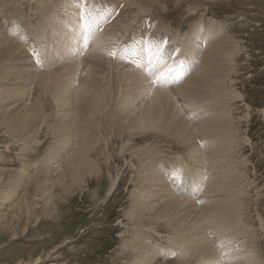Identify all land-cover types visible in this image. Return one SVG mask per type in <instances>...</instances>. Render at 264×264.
Here are the masks:
<instances>
[{
	"label": "rangeland",
	"instance_id": "obj_1",
	"mask_svg": "<svg viewBox=\"0 0 264 264\" xmlns=\"http://www.w3.org/2000/svg\"><path fill=\"white\" fill-rule=\"evenodd\" d=\"M46 1L54 0L0 1V30L4 34L3 37L15 43L20 48L18 49L21 55L24 54V59L20 56L22 62L19 57L16 62H11L10 67L7 65L0 68L1 76L7 72L8 77L9 74H14L10 76L13 79H0V121L9 120L10 116L15 115L16 110L20 112L22 105L28 102H33L29 106L30 112L35 109L34 117L28 124L30 131L29 133L26 131V140L23 137L21 139L15 137L18 136L16 125L8 124L10 126L8 127L0 123V210L2 209L0 264H136L137 258L138 264H146L143 261L145 259L142 260L145 251L150 252L151 264H177V257L189 244L194 245L196 240L204 239L211 244L208 246L210 249L207 247L209 256L206 253L204 255L199 249L198 257L192 259L189 256L185 264H241L238 262L239 259L242 262L247 259L242 264H250L249 261L264 264V0H140L139 7L138 1L125 6L127 0H91L94 11L101 10V14L99 16L96 12L93 16L91 14L87 24L92 25L93 20L98 28L104 23L105 26H110L99 38L101 41H109L103 52L106 58H112L111 53H115V58L111 60L113 63L107 60H104L105 63H97L91 59L100 52L92 49L96 41L90 42V30L86 45H81L87 25H83L84 29L78 31L80 37L77 39L72 37L74 30L71 32L72 35L58 34L60 28L58 23L53 25V21L70 20L72 13L77 11L72 7L78 6V1L56 0L50 19L43 15L48 11L42 13L43 3ZM39 3L41 9L38 8ZM83 6L84 9H88L85 0H81V9H78V13L85 14ZM97 16L99 18H95ZM28 24L30 27H27ZM102 29L104 30V28L100 30ZM123 30L126 35L123 34ZM109 33L112 35L110 38ZM194 37L207 38L209 42L222 38L228 46V50L224 52H228V64L226 71L219 72L221 75L219 78L223 79L222 88L209 91L202 87L199 89L200 93H195L190 98L180 92L179 89H182L180 82L187 78L186 72H193L197 68L199 65L197 62L200 60V57L197 60V52L198 50L202 52L208 44L206 41V44L202 43L196 50V42L199 43L201 40L196 41ZM142 39L146 40V48H149L150 52L145 61H140L137 66L135 65L137 58H133V54L136 55L135 48L147 51ZM38 52L41 59L33 57V54ZM225 58L221 55V60L225 61ZM178 67L180 72L185 69V73L181 72L179 81L175 82L173 77ZM16 68L17 73L21 69V75L17 78L14 72ZM135 70L139 73L138 77ZM162 70L167 79L165 84L161 85L164 89L159 90L156 85L160 84L156 83L152 76ZM38 71H48L49 74L44 77L43 84L49 81L46 86L49 89L43 84L41 86L36 84V81L28 76L32 73L34 76ZM116 75H120V78ZM116 77L120 80L117 81ZM130 80L134 81V85ZM52 81L57 85H53ZM88 86L94 87L98 95L112 92L109 94L111 98L105 95L107 102H104V116L100 115L96 117L97 119L90 111ZM32 87L35 91L31 89ZM81 88L83 93L87 92L85 95L81 93ZM169 89L171 91L168 92ZM57 91L60 93L56 94ZM76 91H80V99V93L85 96V98L82 96L84 100H79ZM157 91L163 92L162 96L165 95L163 98L160 95L162 100L160 106L155 99L153 100ZM147 93L149 96L151 94L152 98ZM76 99L80 101V105ZM151 99L157 110L161 106L176 105L172 109L170 107L173 113L171 117L175 122L180 123L182 120L180 124L185 123L188 134L186 128L179 130L166 125L155 126L157 130L154 128H140L132 132V129L122 130L126 117H120L122 113L120 110H123L122 115L127 109L132 108L131 112H134L149 102L153 104ZM167 99L170 102H167ZM24 100L25 103H22ZM125 102L131 103L128 104L129 108ZM116 103L119 107L115 106ZM5 109L11 113L3 115ZM220 113L224 114L229 131L224 133V137L216 135L218 137L216 138L213 134L215 129L212 117ZM113 114L119 117H114ZM110 117L118 119L111 123ZM118 120L119 125L116 123ZM63 124L68 126L71 144L62 141L61 137L55 139L58 134L55 128ZM89 126L94 128L92 129L94 135L98 133L100 135L98 145L91 144L88 148L91 159L95 160L100 170L93 174L89 172L82 174L74 170L76 173L73 176L77 180H74L73 176L57 174L55 167L61 163L62 155L67 158L75 151V145L80 140L78 137L82 133L85 134ZM176 132H180L179 137ZM191 132H194L192 135L196 136L195 139L189 138ZM186 138L194 141V144L189 143ZM215 139L220 140H216V143L221 144L223 151L218 161L215 150L219 144L215 143ZM63 142H66V145ZM59 145L62 147L60 158L54 154ZM147 147L152 150L149 153L151 158L157 155L156 159L153 158L156 161L155 165L157 164L159 169L163 168L160 169V174L162 178L164 177L163 183L166 182V187L169 188L161 193L149 191L154 196L147 192L150 188L147 191L144 188L148 171L144 170L143 162L149 159V156L144 158V161H139L140 163L137 161L141 159L142 155L140 157L139 154L142 153L139 152L138 159L133 156ZM187 147L191 148L190 151ZM178 165L179 167H176ZM183 165L186 167L189 165V169ZM211 178L217 182L215 186L212 185ZM205 184L209 187L207 188ZM45 187H49L46 193L38 191ZM166 199L177 202L172 207H179L175 210H160L163 209L160 207H169L162 204L164 200L167 201ZM17 203L21 206L20 209ZM133 211L137 213L133 214ZM168 223L170 224L167 225ZM175 225L177 227L180 225L182 229ZM198 227L199 230H196ZM183 230L184 235L187 232L185 237L190 236L185 238L181 235ZM134 241H138V246L142 245V249L132 246L136 244ZM173 244L177 246L172 247ZM190 245L188 247H191ZM175 248L177 249L174 250ZM201 257L206 259L202 260Z\"/></svg>",
	"mask_w": 264,
	"mask_h": 264
},
{
	"label": "bare ground",
	"instance_id": "obj_2",
	"mask_svg": "<svg viewBox=\"0 0 264 264\" xmlns=\"http://www.w3.org/2000/svg\"><path fill=\"white\" fill-rule=\"evenodd\" d=\"M1 1V0H0ZM55 1L56 0H54V1H46V2H44L43 3V9H42V13H44V12H46V11H48V12H46L45 14H43V15H45L46 17H49V19L51 18V16H52V14H53V9H54V7H53V5H54V3H55ZM75 1H78V6H76V5H74L73 7H72V9L73 10H77L78 11V9L80 8L81 9V0H75ZM86 1V4L88 5V9H84V6H83V11H84V13L85 14H83L84 15V17H85V19H84V22H80V16L82 15L81 13H78L77 11H74L73 13H72V15H71V17H70V20H68V19H66V20H62V21H57V20H54L53 21V25L54 24H56V23H58V26H59V32H58V34H60V33H68V34H70V35H72V33L71 32H73V30H74V36H72L74 39H77V37H80V35H79V30L80 29H84L83 28V25L85 26V25H87L88 26V24H87V21H89V17L91 16V12H94V6L92 5V3H91V0H85ZM99 1V0H98ZM100 1H103V0H100ZM136 1H138V7H139V1L140 0H127L126 1V5L125 6H129L132 2H136ZM71 6L73 5V4H70ZM124 6V7H125ZM5 7V6H4ZM7 8V7H6ZM38 8L39 9H41V3H39V6H38ZM1 9V8H0ZM52 9V10H51ZM124 9V8H123ZM81 12V11H80ZM41 13V14H42ZM66 13V12H65ZM17 14H19V13H17ZM16 14V15H17ZM129 14V13H128ZM69 15V14H68ZM21 16V15H20ZM70 16V15H69ZM16 17V16H15ZM67 17V16H66ZM65 17V18H66ZM132 17V16H131ZM23 18V17H22ZM21 18V19H22ZM62 18H63V16H62ZM97 18H99V17H97ZM17 20L19 19L20 20V18H16ZM41 19H42V16H41ZM47 19V18H46ZM56 19V18H55ZM64 19V18H63ZM17 20H15L16 22H17ZM23 21H25L24 19H22ZM21 20V21H22ZM48 20V19H47ZM15 22V23H16ZM27 22V21H26ZM25 22V23H26ZM39 22V21H38ZM17 23H19V22H17ZM29 23V22H28ZM86 23V24H85ZM29 24H31V23H29ZM27 25V27H30V25ZM4 25V24H3ZM16 25V24H15ZM15 25H14V27H15ZM38 25V24H37ZM42 25V24H41ZM18 27L20 26V25H17ZM16 26V27H17ZM42 26H45V25H42ZM126 26H128V25H126ZM137 26H139V25H137ZM141 26V25H140ZM21 27H24L23 25H21ZM20 27V28H21ZM25 27H26V25H25ZM94 27H96L95 29H94ZM109 25L108 26H105V23L102 25V27H100V28H98V26H96V24L94 23V21L92 20V25H89L88 27H87V30H86V32H85V34H84V37H83V43H81V45H86V39H87V37H88V28H91V30H90V36H89V38L91 39V41L90 42H94V41H96L94 44H93V46H92V49H94V50H98L100 53H99V55L98 54H96V55H98V56H93L91 59H93L95 62H104V60H107V62H111V63H113V61H111V60H113V55H111V57L112 58H110V57H108V58H106V56H105V54H104V52H103V48L105 49V48H107V47H105V45L109 42L108 40H106V41H101L100 40V36H102L104 33H106L107 31H108V29H109ZM132 27V26H131ZM39 28H41V26H39ZM101 28H104V30L102 29V30H100ZM134 28V27H133ZM140 29H141V27H139ZM159 28V27H158ZM197 28V27H196ZM24 29H26V28H24ZM44 29V28H43ZM33 30V29H32ZM137 30V29H136ZM200 30V29H199ZM4 31V30H3ZM26 31H28V30H26ZM135 31V30H134ZM195 31V30H194ZM123 32V34L124 35H126V32H124V30L122 31ZM196 32H197V30H196ZM138 33V32H137ZM26 34H29V33H26ZM133 34H134V32H133ZM138 34H140V33H138ZM193 34V33H192ZM87 35V36H86ZM4 34H3V32H1V30H0V68L2 67H4V66H9L10 64H11V62L12 61H14V62H16V59L17 58H19L20 56H23V59H24V54H22L21 55V53H20V48L15 44V43H13L12 41H8V40H6L4 37ZM61 36V35H60ZM112 35H111V33H109V38L111 37ZM194 36V35H193ZM196 38H197V36H195ZM194 37V38H195ZM215 37V36H214ZM216 37H217V35H216ZM193 38V37H192ZM195 38V40L197 41V40H201L199 43L198 42H196L197 43V48H196V50H198V46L199 47H201V44L202 43H204L205 42V44H206V41H208V39L207 38H205V39H196ZM65 39V38H64ZM71 37H70V40L69 41H71ZM211 40V39H210ZM81 41H82V38H81ZM208 45V46H207ZM134 47H136V46H134ZM134 47H133V49L132 50H134ZM19 48V49H18ZM17 49H18V51H19V53H18V51H17ZM139 49V48H138ZM138 49H136L135 48V52H136V55H134L133 54V58H137V63H135V65H139L140 64V61L141 62H143V61H145V50H143V49H141V50H138ZM200 49H202V48H200ZM228 50V46L224 43V40L221 38H219V39H214V41H211V42H209L208 41V44H206V48L201 52V51H199L198 50V52H197V54H198V57H197V60L199 59V57H200V62L198 61L197 63L199 64L198 66H196L197 68H195L194 69V71L193 72H191V71H188V72H186L187 73V78L186 79H182L181 80V85H182V89H179L180 90V92L183 94V95H186V96H188V97H190L191 98V96H193L195 93H200V91H199V89L201 88L202 89V87H206L209 91H216L217 89H219V88H222L223 87V79L222 78H219V76H221V75H219V72H221V73H223L224 71H226V64H228V60H227V56H228V52L227 53H224L225 51H227ZM22 51V50H21ZM23 53V52H22ZM39 53L40 52H38L37 54H33V57H35V59L37 58H40V56L41 55H39ZM112 54V53H111ZM221 55H224L226 58H225V61H224V59L223 60H221ZM188 56H189V54H188ZM21 58L22 57H20V60H21ZM28 59H30V58H28ZM41 59V58H40ZM134 62H136V60H134V59H132ZM21 62H22V60H21ZM20 62V63H21ZM122 62V61H121ZM19 63V62H18ZM25 63V62H24ZM77 63V62H76ZM75 63V64H76ZM105 63V62H104ZM120 63V62H119ZM119 63H117V64H119ZM23 64V63H22ZM94 64H96V63H94ZM231 64V63H230ZM18 65V64H17ZM56 65V64H55ZM91 65V64H90ZM107 65H108V63H107ZM33 66V65H32ZM66 66V65H65ZM111 66L112 65H110V68H111ZM169 66V65H168ZM10 67V66H9ZM62 67V66H61ZM140 67V66H139ZM6 68V67H5ZM4 68V69H5ZM118 68V67H117ZM1 70V69H0ZM16 70H17V68L15 69V71L14 72H16ZM21 70V69H20ZM20 70H19V72L17 73L16 72V78L17 77H20L19 75H21V72H20ZM90 70V69H89ZM114 70V69H113ZM64 71V70H63ZM71 71V70H70ZM77 71V70H76ZM4 72L5 71H3V74H4ZM7 72V71H6ZM11 72V71H10ZM13 72V71H12ZM8 73V72H7ZM7 73H5L4 75H0V79L1 80H5V79H9V78H12V77H10L12 74H9V77L6 75ZM38 74H36L35 73V75L33 76V73L32 74H29L28 76H30L31 78H32V80H34V81H36L35 83L36 84H39L40 86L44 83V81H45V76H47L49 73H48V71H46V72H41V71H38L37 72ZM59 73V72H58ZM75 73V72H74ZM189 73V74H188ZM0 74H1V71H0ZM25 74V73H24ZM88 74V73H87ZM14 75V74H13ZM70 75V74H69ZM128 75H129V73H128ZM135 75L138 77L139 76V73H138V71L137 70H135ZM186 75V74H185ZM114 76V81H115V75H113ZM117 77H119L120 78V75H116ZM86 77V76H85ZM90 78H91V74H90V76H89ZM116 77V78H117ZM89 78V79H90ZM112 79H113V77H111ZM111 78H110V80H111ZM127 78V77H126ZM184 78V77H183ZM219 78V79H218ZM13 79V78H12ZM30 79V78H29ZM28 79V80H29ZM56 79V78H55ZM82 79H83V77H82ZM88 79V80H89ZM124 79H125V77H124ZM135 79H137V78H135ZM145 79V78H144ZM16 80V79H15ZM20 80V79H19ZM81 80V79H80ZM87 79H85V81H86ZM103 80H105V79H103ZM103 80H101V81H103ZM120 80V79H119ZM118 80V78H117V81H119ZM126 80V79H125ZM21 81H22V79H21ZM84 81V82H85ZM98 81V80H97ZM100 81V82H101ZM131 81V80H130ZM1 82V81H0ZM113 82V81H112ZM116 82V81H115ZM127 82H128V80H127ZM137 82V81H136ZM52 84H53V81L51 82ZM60 83V82H59ZM81 83V82H80ZM86 83V82H85ZM91 83V82H90ZM109 83V82H108ZM125 83V82H124ZM46 84V85H45ZM45 84H43L44 86H45V88H48V87H46V86H48L47 84H49V81H48V83H45ZM75 84V83H74ZM100 84H102V83H100ZM113 84H114V82H113ZM131 84H133L134 85V81H131ZM159 84V83H158ZM165 84V83H164ZM51 85V84H50ZM50 85H49V87H50ZM53 85H57V83L55 84H53ZM59 85V84H58ZM88 85V84H87ZM161 85H163V84H160V85H156V87L159 89V90H163L164 89V87H162ZM30 86V85H29ZM36 86V85H35ZM86 86V85H85ZM99 86V85H98ZM109 86V85H108ZM113 86V85H112ZM124 86H126V85H124ZM149 86V85H148ZM58 88L59 87H61V86H57ZM78 87H79V85H78ZM81 87V86H80ZM102 87V86H101ZM115 87V86H114ZM86 88V87H85ZM84 88V90H86ZM88 88V90H89V96H90V98H89V103H90V105H91V113H92V115L93 116H95L94 118L95 119H97L98 118V116H100V115H102V116H104V110L105 109H103V107H104V102L106 101V98H105V95L107 94V96L106 97H110V95L109 94H111V93H106V94H104L103 93V91H101L100 89V92H102L103 94H101V95H98L99 93L98 92H95V89H94V87H87ZM127 88H128V86H127ZM163 88V89H162ZM205 88V89H206ZM31 89H33V87L31 88ZM31 89H30V92H31ZM35 89V88H34ZM33 89V91H35ZM42 89V88H41ZM49 89V88H48ZM63 89V88H62ZM77 89V88H76ZM75 89V90H76ZM82 89V88H81ZM97 89V88H96ZM106 89H109V88H106ZM114 89V88H113ZM116 89V88H115ZM118 89V88H117ZM129 89V88H128ZM42 90H44V88L42 89ZM55 90V89H54ZM61 90V89H60ZM59 90V91H60ZM66 90V89H65ZM80 90V89H79ZM125 90V89H124ZM123 90V91H124ZM139 90V89H138ZM149 90H150V88H149ZM152 90V89H151ZM207 90V91H208ZM46 91V90H45ZM56 91V90H55ZM66 91H68V89L66 90ZM65 91V92H66ZM82 92V94L83 95H85L86 93H83L84 91H83V89L81 90ZM131 91H133V90H131ZM169 91H171L170 89L168 90V92ZM27 93H26V95L28 94V92H29V89L26 91ZM58 92V91H57ZM55 92L56 94H59L60 92ZM77 93H78V98H79V92L80 91H76ZM128 92V91H127ZM168 92H167V94H168ZM179 92V91H178ZM223 92V91H222ZM18 93V92H17ZM43 93V92H42ZM62 93H64V90H63V92ZM69 93V92H68ZM80 93V96H81V99H82V94ZM98 93V94H97ZM116 93V92H115ZM148 93H152V92H148ZM147 93V94H148ZM163 93V92H162ZM161 92H156L155 93V97L153 98V100L154 101H156V102H158V105L160 106V104L159 103H162V100H161V98H160V95L162 94ZM171 93V92H170ZM173 93H175V92H173ZM210 93V92H209ZM212 94H214L213 92H211ZM20 94V93H19ZM117 94V93H116ZM125 94V93H124ZM127 94V93H126ZM164 94H166L165 92H164ZM222 94V93H221ZM21 95V94H20ZM55 95V94H54ZM64 95V94H63ZM109 95V96H108ZM170 95H172V94H170ZM197 95V94H196ZM195 95V96H196ZM16 96V95H15ZM116 96H118V94L116 95ZM125 96V95H124ZM131 96V95H130ZM148 96H149V94H148ZM150 96H151V94H150ZM149 96V97H150ZM165 96V95H164ZM164 96H162L161 95V97L163 98ZM215 96V95H214ZM221 96V95H220ZM224 96V95H223ZM228 96V95H227ZM112 97V96H111ZM110 97V98H111ZM113 97H115V94H114V96ZM119 97V96H118ZM118 97H116L117 99H119ZM121 97H123V95L121 96ZM127 97V96H126ZM169 97H171V96H169ZM77 98V97H76ZM83 98H85V96H83ZM107 98V99H108ZM129 98H131V97H128V99ZM150 98H152V97H150ZM166 98V97H165ZM168 98V97H167ZM174 97H172V99H173ZM9 99V98H8ZM8 99H7V101H8ZM18 99V98H17ZM69 99V98H68ZM80 98H79V100H81ZM122 99V98H121ZM170 100H171V98H169ZM217 99H219V98H217ZM60 100V99H59ZM62 100V99H61ZM71 100V99H70ZM77 100V99H76ZM79 100H77L76 102L77 103H79V105H80V101ZM82 100H84V99H82ZM86 100H87V98H86ZM109 100V99H108ZM123 100V99H122ZM125 100V99H124ZM147 100V99H146ZM152 100V99H151ZM151 100H149V101H151ZM153 100H152V103H153ZM79 101V102H78ZM113 101V100H112ZM127 101V100H126ZM173 101V100H172ZM220 101V100H219ZM60 102H62V101H60ZM82 102V101H81ZM107 102V101H106ZM111 102V101H110ZM109 102V103H110ZM117 103L119 102L118 100L116 101ZM167 102H170L168 99H167ZM2 103H3V101H2ZM18 103V102H17ZM22 103H25V100H24V102H22ZM33 103V102H32ZM32 103L31 102H28L27 104H25V105H22V108H20L19 110H20V112H17V110L15 111V115H12V116H10V119L9 120H6V121H0V123H1V125L2 124H4V125H8V124H11V125H16L17 126V129H15V130H17L18 132L16 133V135H18V136H15L17 139H21L22 137H23V139L24 140H26L27 139V135H26V131L29 133V126H28V124H30V121L33 119V117H34V111H35V109H33L31 112H30V108H29V106L30 105H32ZM59 103V102H58ZM72 103V102H71ZM76 103V104H77ZM108 103V104H109ZM114 103V102H113ZM117 103H116V105L115 106H118L117 105ZM126 103V102H125ZM145 103H148V102H146L145 101ZM164 103H165V101H164ZM201 103V102H200ZM221 103V102H220ZM223 103V102H222ZM1 104V103H0ZM83 104V103H82ZM110 104H112V102L110 103ZM115 104V103H114ZM128 104H131V103H128ZM127 103L125 104V105H127L128 107L127 108H129V105H128ZM136 104V103H135ZM142 104H143V102H142ZM141 104V105H142ZM156 104V103H155ZM167 104V103H166ZM73 105H75V103L73 104ZM72 105V106H73ZM107 105V104H106ZM134 105V104H133ZM140 105V106H141ZM144 105V104H143ZM164 105V104H163ZM8 106V105H7ZM119 106H120V102H119ZM118 106V107H119ZM176 106V105H175ZM174 106V107H175ZM222 106H223V104H222ZM76 107V106H75ZM90 107V106H89ZM88 107V108H89ZM106 107V106H105ZM117 107V109L116 110H118L119 108ZM139 107V106H138ZM158 107V106H157ZM171 107V106H170ZM170 107H166V106H161L158 110L156 109V107H155V105H154V103L153 104H151L150 102L147 104V105H145L144 107L142 106V107H140V108H138V109H136L134 112H131V110H132V108H131V110L130 109H127V112L124 110V112H125V114L124 115H122L123 114V110H120V111H122V113H121V115H120V117H122V116H124V117H126L125 118V123H124V125H123V128H122V130H125V129H132L131 130V132L133 131V130H138V129H149V128H154V130L156 129H158L157 127L155 128V126H159V125H161V126H164V125H166V126H168L169 128H172V127H176L177 129H179V128H181V129H185L186 127H185V123L184 124H180L181 122H182V120H181V122L179 123V121L178 122H175V121H173V120H175V119H173L172 117H171V114H173L170 110L172 109V107H173V105H172V107H171V109H170ZM173 107V108H174ZM219 107H221V105L219 106ZM34 108V107H33ZM87 109V108H86ZM108 109V108H107ZM109 109H110V107H109ZM108 109V110H109ZM14 110V109H13ZM38 110V109H37ZM67 110V109H66ZM107 110V111H108ZM116 110H115V114H116ZM176 110V109H175ZM224 110V109H223ZM178 111V110H177ZM220 111H222V110H220ZM37 112V111H36ZM109 112V111H108ZM174 112V111H173ZM179 112V111H178ZM177 112V113H178ZM7 113H11V111H8V110H3V115L4 114H7ZM99 113H101V114H99ZM107 113V112H106ZM113 113H114V111H113ZM120 113V112H119ZM36 114V113H35ZM99 114V115H98ZM9 115V114H8ZM38 115V114H37ZM224 114L223 113H220L218 116H214V117H212L213 118V121H214V135H215V137H216V135L217 136H223L224 135V133L228 130L227 129V121H226V119H225V117L223 116ZM39 116V115H38ZM92 116V117H93ZM113 116H114V114H113ZM113 116H111V117H113ZM116 116V115H115ZM114 116V117H115ZM1 117H2V115H1ZM91 117V116H90ZM97 117V118H96ZM110 117V119H112ZM116 117H119V116H116ZM174 117H176V115L174 116ZM177 117H179V115L177 116ZM7 118V117H6ZM36 118V117H35ZM34 118V119H35ZM39 118V117H38ZM37 118V119H38ZM67 118V117H66ZM105 118H107L106 116H105ZM8 119V118H7ZM40 119V118H39ZM99 119H100V117H99ZM114 119V118H113ZM112 119V121H111V123L112 122H115L116 121V119H118V118H115L114 120ZM104 120H106V119H104ZM85 121V120H84ZM92 121V120H91ZM206 121V120H205ZM102 122V121H101ZM105 122H108V121H105ZM118 122H120V120H118L116 123L118 124ZM193 122V121H192ZM207 122V121H206ZM208 122H210V121H208ZM212 122V121H211ZM89 123H91V122H89ZM122 123V122H121ZM213 123V122H212ZM92 124H93V122H92ZM99 124V123H98ZM103 124V123H102ZM101 124V125H102ZM105 124V123H104ZM117 124H115V125H117ZM90 125V124H89ZM94 125V124H93ZM119 125V124H118ZM92 126V125H91ZM91 126H89L88 127V131L85 133V134H83L82 132V134H81V136H79L78 138H80V140L78 141V143H76V145H75V148H74V152H72L71 154H69V156H67L66 154V156H67V158L64 156L63 157V155L62 154H60V156L62 155V160H61V163L58 165V167H55L56 168V172H58L57 174H61V175H63V176H73V175H75V173H74V170L75 171H78V172H82V174H83V172H87V174H88V172L89 173H91V174H93V173H95V171L97 170H100L98 167H97V164H96V162H95V160H92L91 159V155H90V149H88V148H90V145L91 144H93V146H96V145H98V141L100 140H98V138H99V133L98 134H96V135H94L93 134V130L92 129H94V128H92ZM8 127H10L9 125H8ZM68 126H67V124H63V125H61V127H56L55 128V130H57V138H55V139H59L60 137L61 138H63V140L62 141H66L67 143L69 142L70 144H71V141H70V138H68L69 136H68V132H67V128ZM94 127V126H93ZM98 127V126H97ZM111 127V126H110ZM165 127V126H164ZM211 127H213V126H211ZM211 127H209V128H211ZM229 127V126H228ZM168 128V129H169ZM198 128V127H197ZM165 129V128H164ZM167 129V128H166ZM175 129V128H174ZM174 129H170V130H174ZM200 129V128H199ZM13 130V129H12ZM102 130V129H101ZM121 130V131H122ZM180 130V129H179ZM189 130H190V128H189ZM208 130V129H207ZM63 131V132H62ZM66 131V132H65ZM143 131V130H142ZM169 131V130H168ZM186 131H187V134H188V129L186 128ZM211 131V130H210ZM229 131V130H228ZM175 132V131H174ZM181 132V131H180ZM180 132L179 133H177L176 132V134H179V135H177L178 137L180 136ZM183 132V131H182ZM201 132V131H200ZM27 133V134H28ZM54 133H55V131H54ZM127 133V132H126ZM194 133V132H193ZM192 132L190 133V136H189V138L191 139V138H193L194 137V139H195V137L196 136H193L194 134H193ZM202 133V132H201ZM209 133V132H208ZM229 133V132H228ZM227 133V134H228ZM33 134V133H32ZM124 134V133H123ZM187 134L185 133V136L186 137H188L187 136ZM193 134V135H192ZM199 134V133H198ZM196 135V134H195ZM207 135V134H206ZM211 135H212V133H211ZM98 136V137H97ZM205 136V135H204ZM208 136V135H207ZM207 136H205V137H207ZM210 136V135H209ZM213 136V135H212ZM33 137V136H32ZM59 137V138H58ZM182 137V136H181ZM224 137V136H223ZM101 138V137H100ZM102 138H104V137H102ZM188 138V139H189ZM210 138V137H209ZM208 138V139H209ZM216 138H218V137H216ZM23 139H22V141H23ZM77 139V138H76ZM184 139V138H183ZM187 138H186V140L189 142V143H193V142H191V140L189 139L188 140ZM212 139V138H211ZM221 139V138H220ZM226 139V138H225ZM102 140V139H101ZM216 140L217 139H215V143H216ZM59 141V140H58ZM93 141V142H92ZM182 141V140H181ZM212 141H214V140H212ZM217 141H220L219 139L217 140ZM66 142L64 143L65 145H66ZM183 142V141H182ZM203 142V141H202ZM210 142H211V140H210ZM223 142V141H222ZM225 142V141H224ZM60 143V142H59ZM214 143V144H215ZM61 144V143H60ZM70 144H68V146L70 145ZM188 144V143H187ZM186 144V145H187ZM194 144V143H193ZM193 144H191V145H193ZM213 144V143H212ZM217 144V143H216ZM219 144V145H218ZM218 146L216 147L215 145V147H216V150H215V157H216V160L218 161V159H220L221 158V156L223 155L222 154V150H221V144L218 142ZM190 145V144H189ZM197 145V144H196ZM60 146V145H59ZM58 146V150H57V152H55L54 154L56 155V156H58L59 158H60V156H59V153L61 152V150H62V147L60 146L59 147ZM73 146V145H72ZM107 146V145H106ZM226 146V145H225ZM151 147V146H150ZM195 147V146H194ZM213 147V146H212ZM214 147V148H215ZM65 148H66V146H65ZM65 148H63V149H65ZM188 149H189V147H187ZM72 149V148H71ZM154 149V148H153ZM191 149V148H190ZM190 149H189V151H190ZM210 149V148H209ZM223 149V148H222ZM107 150V149H106ZM110 150V149H109ZM196 150V149H195ZM199 150V149H198ZM198 150H197V153H198ZM211 150H213V149H211ZM108 151V150H107ZM142 151V152H141ZM141 151H138V152H136V154L134 153V155L133 156H136L137 158L136 159H138V154H139V152L140 153H142V154H139V156L140 155H142V157H141V159L139 160L138 159V161L137 162H139V161H144L145 159L144 158H148V156H149V159H146L143 163H144V170L146 171H148V175L145 173V175L144 176H146L147 175V183H146V185H145V189H146V191H147V189H149L150 188V190H148L147 192H149V191H152V190H155V191H157V192H164L168 187H166L167 185H166V182H164L163 183V179H164V177L162 178V176H161V174H160V169L162 170L163 168H157V164L155 165V157H157V155L155 156V157H153V158H155V159H153V158H151V154L149 155V153H151L150 151H152V150H150V148L149 147H147V148H142V150ZM214 151V150H213ZM65 152H67V151H65ZM92 152H93V150H92ZM110 152V151H109ZM133 152V151H132ZM209 152V151H208ZM153 153V152H152ZM192 153H194V152H192ZM196 153V155H198ZM200 153V152H199ZM210 153H212V152H210ZM209 153V154H210ZM205 154V153H204ZM208 154V153H207ZM214 154V153H213ZM154 155V154H153ZM230 155V154H229ZM205 156V155H204ZM210 156H212V155H210ZM206 157H209V156H206ZM223 158V157H222ZM213 159V158H212ZM185 160V159H184ZM231 160V159H230ZM155 161V162H154ZM216 161V162H217ZM223 161V160H222ZM134 162V161H133ZM177 162V161H176ZM64 163V164H63ZM140 163V162H139ZM159 163V162H158ZM212 163H214V162H212ZM220 163V162H219ZM176 164V163H175ZM215 164V163H214ZM190 165V164H189ZM188 165V166H189ZM211 164L209 163V166H210ZM187 166V167H188ZM198 166V165H197ZM200 166V165H199ZM163 167V166H162ZM176 167H179V165L178 166H176ZM183 167L184 168H186V169H189V167L187 168L186 167V165H183ZM192 167V166H191ZM190 167V168H191ZM195 167V166H194ZM211 167V166H210ZM180 168L182 169V167L180 166ZM200 168V167H199ZM213 168H214V166H213ZM179 169V168H178ZM191 170V169H190ZM190 170H187V171H190ZM213 170V169H212ZM217 170V169H216ZM180 171V170H179ZM178 171V172H179ZM184 172H185V170H183ZM197 172H198V170H196ZM205 171H207V170H205ZM215 171V170H214ZM3 172V171H2ZM162 172V171H161ZM184 172H183V174H184ZM208 172V171H207ZM223 172V171H222ZM0 173H1V171H0ZM9 173V172H8ZM7 173V174H8ZM189 173H191V172H189ZM225 172H223V174H224ZM232 173V172H231ZM234 173V172H233ZM3 174V173H2ZM20 174V173H19ZM229 174V173H228ZM200 175V174H199ZM214 175H215V173H214ZM219 175V174H218ZM83 176V175H82ZM143 176V175H142ZM142 176H141V179H142ZM164 176V175H163ZM198 176V175H197ZM223 176V175H222ZM236 176V175H235ZM5 177H6V175H5ZM58 177V176H57ZM74 177V176H73ZM77 177V176H76ZM209 177H210V175H209ZM61 178V177H60ZM68 178V177H67ZM83 178H84V176H83ZM144 178V177H143ZM146 178V177H145ZM224 178V177H223ZM230 178V177H229ZM228 178V179H229ZM232 178V177H231ZM234 178V177H233ZM28 179V178H27ZM57 180H58V178H56ZM73 179V178H72ZM81 179V178H80ZM182 179V178H181ZM202 179V178H201ZM209 179V178H208ZM70 180H71V178H70ZM74 180H77V179H75V177H74ZM82 180V179H81ZM175 180V179H174ZM223 180H225V178L223 179ZM232 180V179H231ZM61 181V180H60ZM63 181V180H62ZM79 181V180H78ZM142 181V180H141ZM198 181V180H197ZM211 181H213V179L211 178ZM230 181V180H229ZM72 182H74V181H72ZM221 182V181H220ZM219 182V183H220ZM66 183V182H65ZM65 183H64V185H65ZM75 183V182H74ZM80 183V182H79ZM141 183V182H140ZM224 183H225V181H224ZM77 184V183H76ZM210 184V183H209ZM217 184V182L216 181H213L212 182V185L213 186H215ZM239 184V183H238ZM77 185H79V184H77ZM143 185H144V183H143ZM206 185V184H205ZM208 185V184H207ZM207 185H206V187H207ZM223 185H226V184H223ZM61 186V185H60ZM64 187V186H63ZM141 187H142V184H141ZM209 187V186H208ZM207 187V188H208ZM212 187V186H211ZM48 188L49 187H45L44 189L42 188V190H38V191H41V192H43V193H46L47 192V190H48ZM172 188V187H171ZM232 188V187H231ZM169 189V188H168ZM228 189V188H227ZM143 191H144V189H142ZM207 190V189H206ZM212 190H214L213 188H212ZM229 190V189H228ZM227 190V191H228ZM195 191V190H194ZM215 191V190H214ZM208 192V191H207ZM213 192V191H212ZM222 192H224L223 190H222ZM229 192V191H228ZM155 193V192H154ZM227 193V192H226ZM149 194H152V193H150L149 192ZM148 194V197L150 196ZM207 195H209L208 193H206ZM217 194V193H216ZM229 194V193H228ZM235 194V193H234ZM43 195V194H42ZM156 195V194H155ZM152 196H154L153 194H152ZM158 196V195H157ZM159 196H160V194H159ZM203 196H205V195H203ZM226 196V195H225ZM224 196V197H225ZM48 197V196H47ZM147 197V198H148ZM156 197V196H155ZM231 197V196H230ZM235 197V196H234ZM153 198V197H152ZM165 198V197H164ZM177 198V197H176ZM206 198V197H205ZM229 198V197H228ZM23 199V198H22ZM158 199V198H157ZM175 199V198H174ZM178 199V198H177ZM176 199V200H177ZM43 200H45L44 198H43ZM146 200H148V199H146ZM159 200V199H158ZM161 200H163V199H161ZM167 200V199H166ZM228 200V199H227ZM242 200V199H241ZM24 201V200H23ZM157 201V200H156ZM160 201V200H159ZM232 201V200H231ZM191 202V201H190ZM229 202V201H228ZM27 203V202H26ZM157 203H158V201H157ZM225 203V202H224ZM45 204V203H44ZM47 204V203H46ZM51 204V203H50ZM55 204V203H54ZM156 204V203H155ZM161 204V203H160ZM162 204H167V205H169V207H160V208H163V209H160V210H175L176 208H178V207H172V206H174V204H177V202L176 201H172V200H167V201H163V203ZM189 204V203H188ZM215 204V203H214ZM17 206H18V208L20 209V205H18V203L16 204ZM179 205V204H178ZM182 205V204H181ZM239 205V204H238ZM46 206V205H45ZM136 207H139L138 205H135ZM183 207H184V205H182ZM195 206V205H194ZM216 206V205H215ZM155 209H156V207H154ZM211 208V207H210ZM223 208V207H222ZM17 209V208H16ZM136 209V208H135ZM134 209V210H135ZM146 209H147V207H146ZM145 209V210H146ZM149 209V208H148ZM147 209V210H148ZM143 210V209H142ZM142 210H140V211H142ZM147 210H146V212H147ZM150 210V209H149ZM0 211H2V209L0 210ZM25 211H26V208H25ZM136 211V210H135ZM181 211V210H180ZM179 211V212H180ZM20 212V211H19ZM134 212V211H133ZM132 212V213H133ZM239 212V211H238ZM7 213H9V211L7 212ZM18 213V212H17ZM137 213V212H136ZM135 212L133 213V214H136ZM143 213V212H142ZM175 213V212H174ZM181 213V212H180ZM186 213V212H185ZM235 213V212H234ZM234 213H232V214H234ZM6 214V213H5ZM144 214V213H143ZM151 214V213H150ZM160 214H163V213H160ZM189 214V213H188ZM204 214V213H203ZM20 216H21V214H19ZM24 215V214H23ZM152 215V214H151ZM165 215H166V213H165ZM192 215V214H191ZM7 216V215H6ZM134 216V215H133ZM137 216V215H136ZM135 216V217H136ZM144 216V215H143ZM158 216H159V214H158ZM162 216V215H161ZM12 217V216H11ZM16 217V216H15ZM22 217V216H21ZM25 217V216H24ZM139 217V216H138ZM177 217V216H176ZM182 217H183V215H182ZM188 217V216H187ZM203 217H205V216H203ZM2 218V217H1ZM158 219L160 218V217H157ZM5 219V218H4ZM15 219V218H14ZM136 219V218H135ZM162 219H164V218H162ZM170 219V218H169ZM175 219V218H174ZM183 219V218H182ZM189 219V218H188ZM191 219H192V217H191ZM223 219V218H222ZM160 220H161V218H160ZM181 220V219H180ZM185 220V219H184ZM190 220V219H189ZM16 221V220H15ZM152 221V220H151ZM164 221V220H163ZM185 221H187V219L185 220ZM195 222H196V220H194ZM7 222V221H6ZM144 222V221H143ZM166 222V221H165ZM174 222H175V220H174ZM184 222V221H183ZM189 222V221H188ZM215 222V221H214ZM180 223V222H179ZM225 223V222H224ZM227 223H229V222H227ZM1 224V223H0ZM170 223H168L167 225H169ZM176 224H177V221H176ZM190 224H192V222L190 223ZM199 224V223H198ZM3 225V224H2ZM195 225V224H194ZM194 225H192V228H193V226ZM176 226V225H175ZM202 226V225H201ZM201 226H200V228H201ZM173 227V226H172ZM177 227V226H176ZM175 227V228H176ZM178 227H180V225L178 226ZM177 227V228H178ZM190 227V226H189ZM223 227V226H222ZM181 229H182V227H180ZM179 228V231L181 232V229ZM187 229V228H186ZM190 229V228H189ZM203 229H205V228H203ZM207 229V228H206ZM209 229H210V227H209ZM173 230V229H172ZM175 230V229H174ZM184 230H185V228H184ZM184 230L182 231V234L181 235H184L183 233H184ZM196 230H199V227L198 228H196ZM188 231V230H187ZM175 232H177L178 233V231H175ZM228 232V231H227ZM231 232V231H230ZM187 233V232H186ZM185 233V235H187ZM195 233V232H194ZM197 233H198V231H197ZM200 233H202V232H200ZM229 233V232H228ZM196 234V233H195ZM185 235H184V237H185ZM202 235H204V234H202ZM150 236V235H149ZM180 236V235H179ZM188 236H190V235H188ZM187 236V237H188ZM192 236V235H191ZM196 236V235H195ZM187 237H185V238H187ZM191 238V237H190ZM200 238V237H199ZM192 239V238H191ZM190 239V240H191ZM194 239V238H193ZM198 239V238H197ZM205 240V239H204ZM204 240H202V241H204ZM141 241V240H140ZM202 241H200V240H196L195 242L196 243H194V245H190L191 247H188L189 245H188V242H187V245L186 244H184L185 246H187V249H185L182 253H183V255H182V253L177 257V260L178 261H176L177 262V264H185L186 263V261H188V257L190 256L192 259H193V257H198V253L200 252H198V250L200 249L201 250V252L202 253H204V255H205V253L209 256V253H208V251H207V247L209 246V245H211L210 243H207V241L205 242H202ZM136 244H133V242H132V246H136V247H138V249H140V247H141V249H142V245L141 246H138V241L136 242V241H134ZM185 242V243H186ZM201 242V243H200ZM140 243H142V242H140ZM176 243V242H175ZM183 243V242H182ZM146 244H148V243H146ZM179 244V243H178ZM147 246H149V245H147ZM151 246V245H150ZM177 245L176 244H173L172 245V247H176ZM144 247V246H143ZM132 248V247H131ZM184 248H186V247H184ZM189 248H191V249H189ZM133 249H136V248H133ZM148 249V248H147ZM177 248H175L174 250H176ZM183 249V248H182ZM208 249H210V247H208ZM250 250V249H249ZM179 251V250H178ZM211 251V250H210ZM145 253L146 254H144V256H142L143 258H142V260L143 259H145V260H143L146 264L148 263V264H151V262H149V260H150V252L148 251H145ZM154 253V252H153ZM152 253V254H153ZM176 253V252H175ZM189 255H188V254ZM142 254V253H141ZM198 254V255H197ZM188 255V256H187ZM207 255H206V257H207ZM241 256V255H240ZM239 256V257H240ZM248 256V255H247ZM139 257H140V255H139ZM217 257V256H216ZM167 258V257H166ZM205 258V257H204ZM202 259V257H201V259L202 260H205V259ZM211 258V257H210ZM215 258V257H214ZM241 258V257H240ZM138 259V258H137ZM136 259V264H138V260ZM152 260V259H151ZM189 260H191L190 258H189ZM209 260V259H208ZM242 260H243V258H242ZM247 260V259H246ZM246 260H243V262L244 261H246ZM37 261V260H36ZM197 261V260H196ZM201 261V260H200ZM216 261V260H215ZM237 261V260H236ZM248 261H249V258H248ZM253 261H254V259H253ZM163 262V261H162ZM191 262H192V260H191ZM211 262V261H210ZM239 263H243L240 259H239V261H238ZM250 262V264H255V263H251V261H249ZM254 262H256V261H254ZM134 263V262H133ZM141 263V262H140ZM188 263H190V262H188ZM163 264V263H162ZM216 264V263H215ZM232 264H234V263H232ZM248 264V263H247Z\"/></svg>",
	"mask_w": 264,
	"mask_h": 264
},
{
	"label": "snow or ice",
	"instance_id": "obj_3",
	"mask_svg": "<svg viewBox=\"0 0 264 264\" xmlns=\"http://www.w3.org/2000/svg\"><path fill=\"white\" fill-rule=\"evenodd\" d=\"M80 22H84V19H85V17H84V15L82 14L81 16H80ZM111 55H113V57L115 58V53H112ZM180 68L178 67L177 68V70H176V74L174 75V77H173V79L176 81V82H178L179 81V79H180Z\"/></svg>",
	"mask_w": 264,
	"mask_h": 264
}]
</instances>
